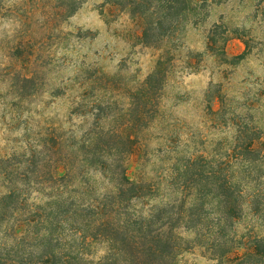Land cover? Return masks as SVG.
<instances>
[{"label":"rangeland","instance_id":"374dc122","mask_svg":"<svg viewBox=\"0 0 264 264\" xmlns=\"http://www.w3.org/2000/svg\"><path fill=\"white\" fill-rule=\"evenodd\" d=\"M180 5L184 10L173 39L155 47L141 41L140 24L127 9L106 0H84L52 26L15 8L0 16V159L8 158L4 165L12 173L26 175L16 182L46 174L50 157L64 160L70 171L74 143L92 122L72 103L78 69L103 75L87 98L99 92L105 101L115 100L112 108L118 110L168 47L172 66L158 115L137 135L129 130L137 142L124 159L130 178L154 188L147 202L173 194L169 182L185 178L180 170L188 159L215 160L230 151L236 124L255 129L246 134L264 136V0H181ZM244 42L248 51L235 59ZM104 86L114 92L100 91ZM196 165L189 171L203 166ZM90 178L98 191L108 186L98 172ZM248 212L244 205L240 232L253 221ZM179 260L213 262L199 248Z\"/></svg>","mask_w":264,"mask_h":264},{"label":"trees","instance_id":"16d2710c","mask_svg":"<svg viewBox=\"0 0 264 264\" xmlns=\"http://www.w3.org/2000/svg\"><path fill=\"white\" fill-rule=\"evenodd\" d=\"M83 1L0 0V16L15 8L52 26ZM106 2L127 9L140 24L141 41L154 47L173 39L184 10L181 0ZM244 43L235 59L248 51ZM170 48L127 92V105L118 110L112 108L115 100L105 101L99 92L87 98L103 75L78 69L72 103L92 122L74 143L69 172L64 160L50 157L46 174L19 184L15 178L26 175L13 174L4 165L8 158L0 159V264H180L179 257L194 248L210 264H264V136L246 134L253 128L236 124L230 151L218 159H188L180 170L185 178L171 180L173 194L159 202H147L154 188L127 174L124 159L137 142L130 129L137 135L158 115L172 66ZM102 90L112 91L105 86ZM197 163L203 166L190 172ZM91 172H98L108 186L98 191ZM244 205L253 221L240 232Z\"/></svg>","mask_w":264,"mask_h":264}]
</instances>
